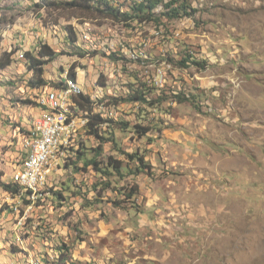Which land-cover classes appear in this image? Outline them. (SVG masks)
<instances>
[{
	"label": "rangeland",
	"instance_id": "obj_1",
	"mask_svg": "<svg viewBox=\"0 0 264 264\" xmlns=\"http://www.w3.org/2000/svg\"><path fill=\"white\" fill-rule=\"evenodd\" d=\"M188 2L193 16L164 18L162 26L91 22L109 49L87 59L67 35L74 18L96 14L0 0V180L11 182L28 151L24 136L42 116L24 53L39 42L57 52L44 66L46 89L71 65L74 73L83 69V92L102 90V102L115 111L100 159L124 160L118 148L138 149L152 167L111 176L105 187L93 168H73L82 167L79 141L87 156L98 145L80 128L34 204L24 206L0 186V264L56 262L58 248L66 264H264V0ZM126 50L143 55L129 58ZM187 54L201 66L179 65ZM141 84L151 102L164 94L159 109L126 100ZM176 90L192 100L179 103ZM136 112L143 125L160 129L140 138L118 127L119 120L134 123ZM132 185L139 190L131 199L118 192Z\"/></svg>",
	"mask_w": 264,
	"mask_h": 264
},
{
	"label": "trees",
	"instance_id": "obj_2",
	"mask_svg": "<svg viewBox=\"0 0 264 264\" xmlns=\"http://www.w3.org/2000/svg\"><path fill=\"white\" fill-rule=\"evenodd\" d=\"M92 1L93 0H42L43 4L37 5L38 7H42L45 5L47 6V8H51L50 6H53V8L57 10L76 9L87 11L89 12V15L98 13L103 17L112 18L115 21H136L142 23L143 21H146L144 23L154 21L155 24L159 25H165L164 18L167 20H173L185 16H193L196 12L195 8H192L190 6L188 0H132L131 3H127L128 9L126 10H123L124 8H121L124 6V4L126 5V0H117L116 2L112 0H100L98 1V4H94ZM158 5H161V9L155 11ZM68 33L69 34L67 36L69 37V42L72 43L71 47L77 51L76 53L83 55L81 49L75 45L76 36L74 35V33H72L71 30ZM56 55L57 52L53 51L52 47L46 42H39V44L36 43L33 51H26L25 56L27 59V70L31 73V77L30 79H28L29 85L37 87L47 84V82L43 78L44 66L49 61L54 59ZM188 57L191 58V55L187 54L186 56L182 57L181 60H179V65H181L182 67H187L189 63H194L197 66H201L200 62L194 60L190 61ZM4 65L5 64H0V67H3ZM69 72L72 77H75L74 72ZM141 85L142 86L137 87L134 91L130 90L128 93H126V100L129 102H139L140 104L151 105V107H156L157 109H159L162 102L166 101L165 97L162 96L164 94H160L159 96H157L154 102H151V100L147 98V94L150 93L151 90L149 88H146L145 84ZM176 91L177 92L173 96L174 99H176V101H178L179 103L184 100H192V98L185 96V94H181L180 91ZM77 105L80 109L87 110L90 113V111H92V101L90 99L89 93L84 92L80 94L77 98ZM140 110L141 109H139V111ZM136 113L137 117L134 123L123 119L117 122L118 127L132 132L134 135L140 138L145 136L148 130L160 129L157 126L153 127L152 124L143 125V121H146V118L140 116L139 112ZM112 119L108 120L109 125L107 129L114 126V124L116 123L114 119ZM101 120L102 118L99 114H92V118L90 115V119L87 125L83 128L84 134L94 136L95 139L98 140V145L96 148H90L92 153L90 154V156H87L86 152L84 151L87 147L83 145L82 141H79V147L83 148L84 150L82 151L81 149H77L76 151L78 153L77 158L82 160V167L78 168V166H74L73 168L82 173L85 172L88 167L93 168L98 174H101L106 178V182L104 184L105 187H109V182L107 181L111 176L150 173L152 171V167L146 162L145 154L143 152H140L138 149H134L132 152L128 153L123 149L118 148V150L116 151L124 156V160H120L112 156H107L104 160L100 159V155L103 152V142L112 140L111 138H106L103 136L107 129L101 130L98 126H94ZM130 163H134L133 168L131 167ZM0 186L12 196L17 195L19 192V187L12 182V179L11 182L8 183L2 182L0 180ZM96 186L97 185H94L93 188L96 189ZM117 188L119 187L117 186ZM122 188L124 189V191L121 192L119 188L118 192L129 199L137 194L139 190L137 185H132L129 188ZM51 191L52 190L50 189L47 192L51 193ZM29 193L30 191L27 190L25 192V195H22L21 197L24 206L32 205L35 202V200L32 201L30 197L28 198L26 194ZM56 194L58 195V199H65L62 192L58 191L56 192ZM41 197L42 196H40V198ZM37 201H40V199L38 198ZM58 249L60 256L57 257L56 262L49 263L44 261L43 264H66L67 256L65 252L63 253L62 248Z\"/></svg>",
	"mask_w": 264,
	"mask_h": 264
},
{
	"label": "built area",
	"instance_id": "obj_3",
	"mask_svg": "<svg viewBox=\"0 0 264 264\" xmlns=\"http://www.w3.org/2000/svg\"><path fill=\"white\" fill-rule=\"evenodd\" d=\"M98 1L100 0H93L92 2L98 4ZM112 1L116 2L117 0ZM131 2L132 0H126L128 4ZM160 9L161 5H158L155 11ZM102 18L108 19V17H103L96 13V15L88 18H74L71 22L72 30L77 37L75 45L81 49L83 56H87V59L91 58L90 54L92 52L109 49L107 46L105 48L104 43L99 41L100 35H97L96 32H91L90 28L91 22ZM112 46L114 45L112 44ZM125 53L129 58H138L143 55L142 52H137V50H126ZM76 59L74 58V60ZM70 67L71 65H68L67 68L61 69L58 82H56L57 85L53 84L50 89H46V85L31 86L33 90H37L34 97L40 107L42 116H38L37 119L33 118L32 130L28 132L27 136H24L28 151L24 152L20 163L12 174V182L19 187V192L15 195L18 198L25 195L27 190L30 193L26 195L32 201L41 195V191L47 184V175L51 169L55 168L56 164L59 165L58 154L64 155L65 150L76 142L73 136L78 135L80 128H84L87 125L90 115L91 118L92 114L101 116L102 120L94 125L101 130L108 127V120L114 118L115 111L113 112L110 106H106L102 102V98H100L102 90L97 93L94 89L89 94L92 101V111L90 113L78 107L77 98L84 93L82 84L79 81V70L83 71V69L75 71V77H72L69 72ZM98 83V79L94 78V87L101 89L102 85ZM33 264H43V261L37 258L34 259Z\"/></svg>",
	"mask_w": 264,
	"mask_h": 264
},
{
	"label": "crops",
	"instance_id": "obj_4",
	"mask_svg": "<svg viewBox=\"0 0 264 264\" xmlns=\"http://www.w3.org/2000/svg\"><path fill=\"white\" fill-rule=\"evenodd\" d=\"M25 40V37L21 39V41L23 42ZM31 41H29V44H30ZM33 42H31L32 44ZM28 75V74H27Z\"/></svg>",
	"mask_w": 264,
	"mask_h": 264
},
{
	"label": "bare ground",
	"instance_id": "obj_5",
	"mask_svg": "<svg viewBox=\"0 0 264 264\" xmlns=\"http://www.w3.org/2000/svg\"><path fill=\"white\" fill-rule=\"evenodd\" d=\"M80 72H83V71H80ZM81 74V73H80Z\"/></svg>",
	"mask_w": 264,
	"mask_h": 264
}]
</instances>
